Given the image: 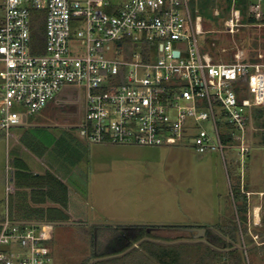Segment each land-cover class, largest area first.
I'll list each match as a JSON object with an SVG mask.
<instances>
[{
	"label": "built area",
	"instance_id": "2783aa9c",
	"mask_svg": "<svg viewBox=\"0 0 264 264\" xmlns=\"http://www.w3.org/2000/svg\"><path fill=\"white\" fill-rule=\"evenodd\" d=\"M191 1L1 0L0 129L10 136L23 116L74 87L86 97L80 128L91 142L158 146L191 137L198 152L225 157L228 135L249 150L253 110L264 105V55L214 58L200 43L203 16ZM40 10L45 49L36 52L32 19ZM250 10L261 18L263 0H253ZM242 18L232 0L227 32ZM52 230L51 223L6 217L0 264H53Z\"/></svg>",
	"mask_w": 264,
	"mask_h": 264
},
{
	"label": "rangeland",
	"instance_id": "374dc122",
	"mask_svg": "<svg viewBox=\"0 0 264 264\" xmlns=\"http://www.w3.org/2000/svg\"><path fill=\"white\" fill-rule=\"evenodd\" d=\"M225 5L224 0H216L212 19L202 14L204 33L199 40L204 49L224 61H232L237 51L245 52L247 58L257 57L259 53L264 55V24L242 21L234 33H229L225 19L230 10L222 11ZM218 9L220 14L216 15ZM70 88L73 90L66 91L64 87L58 94L69 96V106L73 108L78 106L75 101L79 96L74 87ZM85 99L82 94L81 100L86 104ZM70 107L61 110L68 113ZM262 109L259 119L252 115L248 126L249 150H240L237 141H224L225 157L220 151L198 152L191 137L158 146L91 142L86 156L85 182L93 209L84 205L85 213H77L73 217L76 221L56 225L55 238L50 242L53 264H78L91 250L92 242L98 238L103 240L107 230L92 229L84 223L86 220L115 227L151 223L208 228L219 222L237 220L240 231L233 242L242 249V263L264 264V145L259 142L263 130L257 123L264 118V105ZM78 116L73 119L77 121ZM202 123L208 130L213 128L209 120ZM235 186H240L247 195L246 222H240L237 203L242 201L234 200L232 187ZM159 232L171 236L188 234L189 239H202L208 244L206 235L195 238L193 233L182 230ZM117 233L111 231V234ZM224 238L231 239L227 235ZM195 250L199 254L206 251L204 246H196Z\"/></svg>",
	"mask_w": 264,
	"mask_h": 264
},
{
	"label": "crops",
	"instance_id": "0c3cea01",
	"mask_svg": "<svg viewBox=\"0 0 264 264\" xmlns=\"http://www.w3.org/2000/svg\"><path fill=\"white\" fill-rule=\"evenodd\" d=\"M68 97L57 94L39 112L23 116L10 136L0 129V232L6 217L23 224L51 223L53 242L57 224L76 221L73 217L85 213L84 205L93 209L85 182L91 141L80 128L86 104L79 97L75 101L78 106L72 108ZM68 107L69 112L63 113L61 109ZM76 114L77 121L73 119ZM9 183L13 187L10 192ZM84 223L92 229L104 227L107 233L103 240L98 238L91 243V250L78 264H219L206 255L207 251L199 254L195 250L196 246H205V240L189 239L188 234L171 236L159 232L189 233L185 229L188 225L129 224L126 226L145 225L149 233L141 240L129 242L124 225L92 224L87 220ZM111 231L118 233L114 235ZM118 234L120 240L115 239Z\"/></svg>",
	"mask_w": 264,
	"mask_h": 264
},
{
	"label": "trees",
	"instance_id": "16d2710c",
	"mask_svg": "<svg viewBox=\"0 0 264 264\" xmlns=\"http://www.w3.org/2000/svg\"><path fill=\"white\" fill-rule=\"evenodd\" d=\"M226 2L225 9L222 11L230 10L232 0H224ZM253 0H235V5L241 10L242 21L246 24H264V14L261 18H257L255 13L250 10V5ZM192 5L194 8H198L199 11L207 18L212 19V11L216 6V0H192ZM264 4V0H263ZM32 38L33 45L37 49L36 52H43L45 49V11L40 10L33 12L32 19ZM251 60H257L256 56L249 58ZM234 60V59H233ZM239 92V90H238ZM263 106L255 107L253 110L254 117L257 119L263 113ZM262 132H260L259 142L264 145V118L257 122ZM223 139L229 142V136L223 135ZM248 156V154L246 155ZM240 180V179H239ZM249 188L248 185H246ZM249 191V190H247ZM232 194L235 202L237 203V211L240 213V222L247 221V210H248V200L245 192H242L240 186L232 187ZM205 227V226H204ZM145 225H132L123 227L125 233L129 236V242L131 240H141L149 233L146 231ZM207 228L206 239L208 244L205 245L208 256H210L215 262L218 261L220 264H243V254L242 249L238 246L235 247L233 242L237 240L238 233L240 231V224L237 220H229L226 223H217L213 228ZM244 232L248 233V228L244 227ZM227 235L231 239L224 238ZM115 239L120 240V234L115 236ZM129 244H127L128 246ZM215 246V247H214Z\"/></svg>",
	"mask_w": 264,
	"mask_h": 264
},
{
	"label": "water",
	"instance_id": "95a60500",
	"mask_svg": "<svg viewBox=\"0 0 264 264\" xmlns=\"http://www.w3.org/2000/svg\"><path fill=\"white\" fill-rule=\"evenodd\" d=\"M186 230L193 233L195 238H199L201 236L206 235L207 228L206 227H186Z\"/></svg>",
	"mask_w": 264,
	"mask_h": 264
}]
</instances>
